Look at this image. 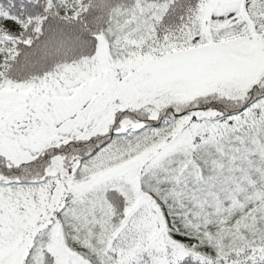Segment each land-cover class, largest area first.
<instances>
[{"label":"snow or ice","instance_id":"snow-or-ice-1","mask_svg":"<svg viewBox=\"0 0 264 264\" xmlns=\"http://www.w3.org/2000/svg\"><path fill=\"white\" fill-rule=\"evenodd\" d=\"M0 264H264V0H0Z\"/></svg>","mask_w":264,"mask_h":264}]
</instances>
